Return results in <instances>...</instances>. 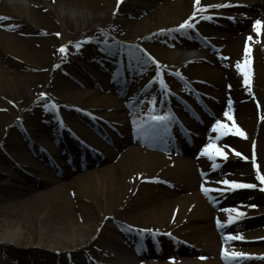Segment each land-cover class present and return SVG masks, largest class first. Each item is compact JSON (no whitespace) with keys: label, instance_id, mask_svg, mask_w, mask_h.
I'll return each mask as SVG.
<instances>
[{"label":"bare ground","instance_id":"1","mask_svg":"<svg viewBox=\"0 0 264 264\" xmlns=\"http://www.w3.org/2000/svg\"><path fill=\"white\" fill-rule=\"evenodd\" d=\"M162 2L163 4L160 6L151 7L154 10H151L150 15L144 16V18L139 17L141 18L139 21L133 20V22H127L128 28L126 38L128 39V43L141 39L154 38L160 29H165L166 31L175 29L177 25L191 15L194 7H198L194 6L193 0H162ZM207 4L230 5L220 7L219 9H208L204 15H212L213 18L211 20L201 19L198 14L193 21L201 20L197 22V26L201 28L200 31L212 40L216 47H222L221 51H218L214 55V59L210 61L214 63L217 62L218 64L222 62L224 66L226 63L228 66L226 67L227 70L221 73L218 69H211L202 63L203 61L197 59L196 56L190 54L185 55L180 48L175 51H169L145 44V49L151 53V56L160 61L164 69H170L173 73L179 72L186 77L188 81L194 84H199L198 82L209 83V85H211L208 87L209 89L206 88L207 86L204 87L203 85H200V87L205 94V99L219 109L217 114L221 112L220 109L223 108L226 100L228 103L231 101L230 108L237 119L235 124L246 133V136H243L246 138L244 143L237 140H235L234 143L237 144L240 151H244L245 155L249 153L248 159L244 161L242 156L227 155L226 158L216 157L215 161H213L206 156H200L202 157L201 163H204L205 169H211L213 166L208 167V164L213 165L214 163L220 164L223 162L220 171L215 173L211 179L223 181L225 178H228L243 183H254L257 185L255 188H246L247 190L245 188L232 189L231 191L234 193H232L231 196H236L235 198L238 197L244 202L245 200L253 199L254 202L261 203V200H264V195L258 191L260 182L256 179V174L257 171H259L261 175H264V121H262V123L257 121L256 112H260L264 109V29H262L261 34L257 36L254 24L248 31H246V25L251 19H260L264 21V0H201V6ZM142 5L144 9H147V4L142 3ZM40 7H45L46 10L39 13L38 9ZM4 10L15 14L18 13L16 15L27 21L36 31L48 35L45 39L54 48L61 47L62 45H67L68 48H70L75 29L83 31L94 23L102 21L100 10L95 7L91 0H0V17H3L2 14ZM50 10L55 13V16L49 13ZM67 11H69V15H66ZM135 16L140 15L136 14ZM46 17L55 20L57 23V30L46 26L48 22ZM229 18H232V20L236 22L234 23L235 25L229 24V22L228 24L223 22L222 29H217L211 25V22H218V24H221L222 21H229ZM203 21H208L209 23ZM8 25H13V23L4 18L0 19V43L5 44L7 48L23 59L27 57L34 59L36 64L34 67H25L26 71L30 70L31 72L24 74V81H20L19 74H13L12 77L15 80L9 78L8 74L4 73L6 77L0 74V94L4 96L3 91H8L15 97V99L10 100L11 103L25 104L28 101H25L26 99L22 96L21 92H19V89L16 88L18 87L19 81L22 83L21 86L30 82L26 84L28 89L31 90L28 94L32 96L31 101L34 99L36 100V97H33L32 91H39V84L44 77L43 73L45 66L49 63L45 54L40 50L32 51L31 56L28 54L25 43L29 40L16 37L13 34L4 33L2 30L6 28L9 29L6 27ZM56 33H60V35L57 36ZM170 33L180 34L175 31H171ZM249 35L254 37L253 41H247ZM246 44H250L251 46V52L248 54L247 59L254 62L253 69L250 73L253 77L251 76L249 78L250 85L244 84V77L240 75L242 73L235 66L238 61L245 62L246 57L244 49ZM51 46L50 48H52ZM72 50L73 48L70 49L68 58H62L56 62V65H59L58 68L64 76H66V68H74L73 66L76 63V56H74L75 53ZM88 53V49L85 48L81 53L88 63L84 71L95 72L96 67H101L104 72L108 71L105 72V74L110 76L112 68L98 64L99 62L89 57ZM128 67H130V65ZM142 68L143 67L137 66L136 69L131 72L132 75L135 74L136 76L144 73L146 74L142 76L135 87L128 84L125 92L127 91L129 99L134 98L138 89L141 87L140 84L142 79L145 81L149 79L150 75L152 76V74L149 73V68L147 70L145 67L143 68L144 71L141 72ZM125 70H128V68L125 67ZM72 72L76 74L74 69ZM128 72L131 74L130 71ZM221 74H225L224 78H226L227 81L221 79ZM240 78L243 79V83ZM97 81H99V77ZM226 82L230 83L231 87L229 89L225 87ZM52 83L48 87L49 94L53 93L55 89L59 90L62 94H66L71 87L70 84L67 85L63 82H60L57 86L55 83ZM95 83L99 87L101 86L99 82ZM103 84H105V81L102 77V86ZM221 86L223 89H221ZM69 92H72L71 89ZM113 98L114 97L111 96L100 95L97 91L91 90L85 93L82 91L73 92L70 96L66 94L63 99H60V102L63 107L71 109V111H77V109L89 111V109H91L97 114V111H106L110 110L111 107H117V103ZM29 104H27L28 107H30ZM139 106L140 109L143 110L144 103H139ZM29 111L32 112L33 108H30ZM98 117L102 119L106 118V116L102 114ZM133 118L137 119L135 116H133ZM107 120H109L110 124L115 125L117 128H123L124 130L125 128L127 129V125L130 123L128 121H123L121 115L117 112L110 114ZM212 120L213 119H210L206 126L201 127L204 133L194 138L193 149L198 150L202 147ZM29 121L34 123L32 119ZM67 121L69 122V120ZM130 121H132V119H130ZM134 122L138 121L133 120V123ZM38 127L39 129L36 128L35 130V128H32V130L34 131V136L40 138L41 133L44 131V126L39 125ZM228 127L231 129L232 123ZM69 128H71V126L62 128V135H68L72 139L73 137L77 138L74 134L75 132L73 133ZM124 130L121 133H124L125 141L112 138L113 143L117 147V149L112 152L108 150H99L97 145L93 144V142L86 141L88 147L90 145L92 146V149L89 150L92 151L98 159L102 158L97 162L93 161L91 164L95 166L98 164L106 165V161H112V164L110 163L109 166L107 165V168H105L103 172H92V175L86 172L76 177L77 173L85 170L84 168H79V172L75 175L70 174L74 179L64 181L63 183H61L60 180H56V183L60 184L53 189L44 190L35 195L28 194L23 190L15 191L14 196L8 200L9 207L18 210L16 211L18 213L27 212L34 220L40 221L43 229L41 232L42 237L39 239L38 243L39 245H46V247L54 250L81 245L83 238L92 231L91 227H79V222H90L97 216V213H93L89 208L88 210L84 209L80 204L75 203L73 199H71L72 196H77L79 199H86L91 206L94 205L95 210L99 213V217L110 218L112 215L121 214V220L128 228L132 226V228L139 230H158L155 234L139 231L136 233L141 237H148L142 240L148 243L150 247L147 253L158 254L160 256V260L157 263L148 262L146 264H220L218 259L219 256H222L219 252L220 242L212 228L213 225L211 227L200 225L188 227V224L208 222L210 219L212 221L214 217L218 215H222V218H224V215L228 216L230 213L226 211L215 212L201 200L198 193L200 189V179L196 176V173L193 174V168H195L194 162L187 158L177 160V162H170L166 159L167 157H163L159 153H152L149 150L139 147H130L128 150L123 151L127 145L126 142L129 141L130 138H138L136 130H131V127L128 128V131ZM232 132H235V129H232ZM176 134L180 135L179 131H177ZM228 134L220 136L222 140L227 143L232 141L231 138L224 137L228 136ZM23 135L26 136L25 133ZM54 135H58L57 132ZM28 140L30 142V146L28 147L25 144H19V142H11V148L20 154L19 159H15V157L13 158V155H11V157L0 158V162L10 165L13 170L15 169L18 172L22 171V165L31 167L36 172H40L39 175H36L39 176V179L34 182H37L41 187L48 186L50 183H53L54 178L48 175L47 168L39 169L36 162L31 159L30 153L37 154V156L44 161L51 159V153L45 150L44 147L37 145L35 141L31 139ZM213 140H217L216 136L213 137ZM76 145L79 146L83 152L89 151L88 149H83L80 144ZM222 149L224 151L226 150L225 148ZM7 155L9 154L7 153ZM83 159L85 160V158ZM86 160L88 159L86 158ZM254 164L256 166H254ZM81 169L82 171H80ZM6 170L5 168V171ZM224 170L232 171L235 176L239 175L238 172L240 170L242 171V177H222L221 172ZM5 171L0 167V177L10 176L12 179L14 178V174H9V172H7L8 175ZM21 173L25 177H29V173L25 171ZM207 173L208 172H204V174ZM150 180L164 181L167 185H165V187L157 184L150 185L148 184ZM217 180H210L208 182V184L210 183V185L213 186H210L212 192H214L215 189H227L229 187L222 183L215 185ZM190 190H195V192L188 194ZM224 192L217 191V193ZM230 201H232L231 198L226 202L229 203ZM226 202L224 204H228ZM263 210L264 206H261V211ZM5 213L8 214V212ZM18 213L15 214L13 212L10 213L9 216L17 217L19 216ZM23 218L26 219V217ZM256 220L264 222V215L257 216ZM23 222L25 224L22 225L17 223L9 225L6 222L1 230V240L20 245L23 244L24 241H27L29 237H26L27 235L24 234L26 231L24 225H26L27 222ZM251 224L253 223L247 222L244 226L247 227ZM36 233L34 229L29 232L30 235H36ZM134 234H132L133 237L135 236ZM245 234L248 238L260 236L256 234L253 235L254 233L247 235V232H244V235ZM244 235H242V237H244ZM169 236L174 237L176 241H184L186 247L180 244L177 250L178 253H168V251L163 248L167 247V240L173 241L168 239ZM228 242H232V239ZM160 243L164 247H161ZM251 243L252 242L248 244ZM260 244L264 245V243ZM193 251L206 252L209 258H207L204 263H200L198 260L189 261L185 257ZM232 252H239V250L238 248H233ZM121 254L124 260L128 261H124V264H134L132 261H134L135 258L129 255L127 251L121 250ZM177 254L179 258L184 257V259L178 260L177 257V259L170 262L165 260L173 255L176 257ZM232 259L236 262L251 264V262H247L248 259L243 257H233Z\"/></svg>","mask_w":264,"mask_h":264},{"label":"rangeland","instance_id":"2","mask_svg":"<svg viewBox=\"0 0 264 264\" xmlns=\"http://www.w3.org/2000/svg\"><path fill=\"white\" fill-rule=\"evenodd\" d=\"M91 1H93L95 7L100 10L102 21H99V23H94L88 29L83 31L75 29L73 33L74 37L72 39V44L68 49L69 54L60 53V47H52L51 44L45 39L48 35L36 31L34 27L27 21H25L23 18L18 17L16 15L18 13L15 14L4 10L2 14L5 20L10 21L15 26L13 28L3 29L2 31L7 34H13L19 38L29 40L25 43V48L28 50V54H30L31 56L32 51L40 50L43 54H45V57L47 58L49 64L45 66V70L43 73L44 77L39 84V91H32L33 97H36V100L34 99L31 101L32 96H30L31 94H28L29 92H31V90L26 86V84L30 82H27L23 84L24 86H21L22 83L20 81L25 80L24 74L31 72L30 70L26 71L25 67H34L36 62L34 61V59L29 57L23 59L22 57L11 51L9 48H7L5 44L0 43V74L4 77H6L4 73L8 74L9 78L11 79L13 78V74H19L20 81L18 83V87L16 88L19 89V92H21L22 96L26 99L25 101H28L30 103L29 104L28 102H26L25 104H13L10 102V100L15 99L13 94L9 93L8 91H3L4 96L0 94V158L11 157V155H13V158L15 157V159H19L20 154L18 152H15V150L11 148V142H19V144H25L28 147L30 146V142L28 139H31L35 141L37 145L44 147L45 150L51 153V159L48 161L42 160L35 153H30V155L32 157L31 159L36 162L39 169H48V175L52 176L54 178V181L48 186L41 187L37 184V182H34L39 179V176L36 175H39L40 172L38 173V171L36 172L31 167H25L24 165H22V171L29 173V177H31L29 178L22 175V171L18 172L15 169L13 170L10 165L0 162V167H2L4 171L5 168L7 169L5 171L6 173L9 172V174H14L13 179L10 176L0 177V235L2 233V227L6 222L9 225H12L13 223L22 225L25 224L23 221H26L27 224L24 225L26 231L24 232V234L27 235L26 237H29L30 239H27V241H24L23 244L20 245L13 242H5L0 238V264H124V261L126 262L127 260H124V258L122 257L121 250L127 251L129 255H132V257L135 258L134 261H132L134 264H146L148 262L157 263L158 260H160V258H155V255L151 253L149 254V257H147V259L142 260V254L140 253L141 250L133 245L135 243L133 242L132 234L135 233V236H139L138 234H136L137 231H130L129 228L125 226V224L121 220V214L112 215L110 218L99 217V213L95 210V206H91L90 203L84 198L82 200L77 196L71 197V199H73L75 203L80 204L84 209L88 210L89 208L93 213H97V216L90 222H79V227H91L92 231L89 235L83 238V242L81 245L72 248L67 247L60 250H54L52 248L46 247V245H39V239L42 237V223H40V221L38 220H34L32 217H30L29 214H27V212L18 213L16 212L18 210H14L13 208L9 207L8 200L9 198H12L14 196L15 191L23 190L28 194L35 195L38 192L53 189L59 186L60 183H56L58 180L63 183L64 181L74 179V177H72L71 175H75L77 172H79L78 163L85 162L87 166L84 171L80 170L82 172L77 173L76 177L80 176L81 173L86 172L90 175H92V172H103L104 169L107 168V165L109 166L110 163L112 164V161L110 160L108 162L106 161L108 164L105 162L106 165L98 164L97 166H95L94 164H91L93 163V161L97 162L102 158L97 159L98 157H96L93 152H90V150L89 153L85 154L81 152L80 149H77L78 146L73 143L74 141L72 140V138H70L68 135H62V128L71 126V128L69 129H71L73 133L75 132L74 134L77 136V138L75 137L73 139L78 140L79 143L81 142L80 145L87 147V142H93V144L97 145L99 150H108L112 152L117 149L116 145L112 141V138H114L115 140L125 141V137L124 133H121L124 130L123 128H117L115 125L110 124L109 120H107V117L110 114L117 112L121 115L123 121L130 122V124L127 125V129L125 128L126 131H128L129 127H131L132 129V127L136 125L135 123H133V120L137 119H134L133 116L138 117L141 114L139 109L140 106L138 105L140 100L145 103L143 110L148 107L153 111L151 112L152 115L163 116L165 114H170V109H166L164 107L160 108V101L157 100V90L162 91L161 88L158 89L153 87V90L149 88L147 90L144 89L141 91V93L137 94L136 98H134L133 101H129L127 91L125 93L120 91V86H118L119 82L115 83V85L111 84L110 79H108L110 77H108V75H106L101 68L96 67L95 72L84 71V69L87 68L88 63L81 55L82 50H84L85 48L89 51V57L96 59L99 62L98 64L111 65L109 62H113L112 65L115 66L117 59V49H120L121 51L123 50L128 53L132 52L134 49L135 55H131L130 58H133L135 63L130 68V70L135 69L137 66L143 68L146 67L147 70L149 68V73L153 76L155 72V64H153L151 61H149L147 64L144 63V61L147 60V56L144 54V51H142V49L146 50L145 44L161 49L175 51L179 47L178 44L185 43V41L177 40L169 33L158 32L153 39H141L135 42L129 41L130 43H128L126 32L128 28L127 24L129 22H133V20L139 21L141 20V18H144V16L150 15L151 10H154L152 9L154 8L153 6L162 5V0H125L120 6L116 5V0ZM142 3L148 5L147 9L143 8ZM38 10L39 13H42V11L46 10V8L40 7ZM49 13L55 16V13L52 10H50ZM136 14H139L140 16H135ZM66 15H69V11H67ZM46 20L48 21L46 26L51 29L57 30V23L54 19L52 20L50 17H46ZM255 20L256 19L250 20V22L246 25V31L252 28ZM82 41L88 42H83L81 47L77 49L75 47V43L73 42ZM50 46L52 48H50ZM105 47H109L110 50L108 52H105L103 50ZM72 48V51L75 53L74 56L78 58L75 57L76 63L73 66L74 68H66V76H64L61 70L56 67V62H58V60L62 58H68L70 55V49ZM181 51H183L185 55L190 52L193 54H198L200 52L201 54H203V56L207 55V51L205 50H191V48L185 49L184 47L182 48V45ZM147 53L151 54L149 51H147ZM137 56L139 57V59L136 58ZM205 63L204 64L211 69H218L219 71H221V73L225 71L224 67H220L216 64H211L209 60H207ZM73 69L76 71V74L72 72ZM116 70L117 69L115 68V71ZM144 74L130 77L131 82L133 81V87H135L137 82L142 78ZM164 75L167 79L165 81L169 86L170 97L175 101L173 102L175 107L177 105V102L180 103V98L178 97H182L190 101L189 99L192 100L198 96L197 92H195L196 94L191 92V87L183 76L179 77L167 70L164 71ZM222 75L223 74H221V79L226 80V78H224L225 74L223 76ZM98 77L99 81H97ZM102 77L105 81L106 86L108 87L107 90L101 89L95 83L99 82L102 85ZM150 80L151 78L148 80V83L150 82ZM52 82L55 83L56 86L60 82H63L67 85L70 84L71 87L68 88L69 90L71 89L72 92H69L68 90V92L66 93L68 94V96L72 95L73 92L82 91L83 93H85L92 90L97 91L100 95L103 96L105 95L114 97L113 99H115L117 107H111L110 110L106 111H97V114L94 110H91L89 108V111H81L78 109L77 111H71V109L63 107L60 102V99H63L66 94H62L59 92V90L56 89L53 93H51L52 95L49 94L48 87ZM144 82L145 81L142 79V83ZM222 86L221 89H223L224 87ZM206 88L209 89L208 87ZM41 93H46L47 96L43 97L40 95ZM53 102L58 105V109L55 112L51 109V107L47 109L44 107L45 104L51 105ZM27 104H29L30 107H28ZM180 106H182V104H180ZM175 107H173L172 110L173 112H175V114H177L179 118H181L180 120L185 122L193 132L199 134L200 129L198 128V121L200 120L192 119L188 110L185 111L184 115L183 113L177 111ZM30 108H33L32 112L29 111ZM224 111L226 112V109L222 108L221 114H218L215 118H213L211 126L215 123L216 119H220L226 122V117L223 115ZM100 114L105 115L106 118H99L98 116H100ZM143 117L144 115H141V118ZM31 119L34 120V123H32V121H29ZM130 119H132V122L130 121ZM67 120H69V122ZM39 125L44 126V131L41 133L40 138L35 137L34 131L32 130V128H35V130L36 128L39 129ZM173 125H175V123H173ZM209 131L207 132V134L213 137L214 135L210 134ZM56 132L60 136L54 135L56 134ZM22 133H25L26 136H24ZM232 138L234 140H237L234 136ZM126 143L127 145L123 149V151L128 150L130 147H139L142 149H146L145 147H143V145L139 144L136 139L129 140ZM216 143L217 147L225 145L224 142L218 143L217 141L214 144ZM206 144L208 143L204 142L202 144V147H204ZM228 144H230V146L234 148L236 146V144H234L232 141ZM231 147L228 148L232 151L233 148ZM167 151L169 150H166V152ZM78 152H81L79 156L76 155ZM174 152L177 151L174 150ZM225 152L230 155L229 150H226ZM235 152L237 151L235 150ZM7 153L10 156L7 155ZM186 156L188 158L190 157V159L192 158L194 164L198 158L196 152H194V154H191L190 156L188 153H186ZM83 158H85V160ZM86 158L88 160H86ZM166 159L170 162H177L174 161L175 159L170 160V157L169 159ZM228 172L230 171L227 170L223 173H226V175L229 177H237L232 173L228 174ZM195 173L196 176H198L197 170L193 168V174ZM152 184L154 183H151L150 185ZM155 184L165 187L164 183L157 182ZM194 192L195 190H190L188 191V194H192ZM198 193L201 200L205 201L206 205H209L206 199H203L204 197L202 196V194L200 192ZM237 200V202H241L239 199ZM253 204H255V207L264 206V200H261V203H257L255 201ZM221 210H224V207L221 208ZM253 211L256 210L253 209ZM5 212H8V214H6ZM13 212L15 214L18 213L19 216H9V214ZM256 213L257 212H254L253 214ZM23 217H26V219H24ZM188 225V227H192L194 225L211 227L213 225V221H211L210 219L208 222H201L198 224L191 223ZM33 229L37 232L36 235L29 234V232L31 230L33 231ZM235 231L234 235L231 236L242 235V233L246 231L247 235H251L252 233H254L253 235L256 234L260 236H253L250 238L246 236L245 239L259 240L261 236L264 235V222L258 221L250 228H235ZM222 242L223 240L221 238L220 243ZM253 243V245H248V243L244 244L243 242H234L232 243V245L238 247L239 249L246 248V250L250 251H257L259 253L264 252V245L260 244H263V242L253 241ZM170 250L173 249H171L169 246L168 251ZM206 255V252L193 251L187 254L185 258H187L189 261H196L197 259L201 260L199 256L202 257ZM182 258L184 259V257ZM182 258L178 257V260ZM168 261L169 260H167V262ZM198 262L204 263L206 262V260H201Z\"/></svg>","mask_w":264,"mask_h":264},{"label":"snow or ice","instance_id":"3","mask_svg":"<svg viewBox=\"0 0 264 264\" xmlns=\"http://www.w3.org/2000/svg\"><path fill=\"white\" fill-rule=\"evenodd\" d=\"M118 3H119V0H118ZM193 3H194V6H198V7H194V10L192 11L191 15L188 16L185 20H183L182 23H180L179 25H177L175 27V29L173 30H167L169 32L171 31H175L177 33H180L182 35H188L189 32L188 30L192 29V30H195V23L193 22L194 21V18L199 14L200 15V18L201 19H208V20H211L213 17L212 15H207L205 16L204 13L208 10V9H219L220 7H224V6H230V5H222V4H207V5H203L201 6V0H193ZM0 19H3V17H0ZM8 28H13L15 27L14 25H8L6 26ZM254 28H255V32L257 33V36H259L262 32V29H264V21H261L260 19H256L254 21ZM159 32L163 33L165 32L166 30L165 29H160L158 30ZM57 36L60 35V33H56ZM254 40V37L252 35H249L247 37V41H253ZM83 42H88V41H82V42H73L75 43V47L78 49L81 47V43ZM105 52H108L110 50L109 47H105L103 49ZM144 51V54L147 56V60L144 61L145 64H147L149 61H151L153 64H155V75H153L151 77V80H150V84L151 83H158L159 84V87L161 88L162 92H164L165 94H170L169 92V86L168 84L166 83L165 79L163 78L162 76V73H161V69L162 67H164L163 65H161L160 61L156 60L155 57L151 56V54L147 53L146 50H143ZM59 52L60 53H63V54H69L68 53V46L67 45H62L60 48H59ZM244 52H245V57H246V60L245 62H237L236 63V67L237 69H239V71L242 73L243 77H244V84L245 85H250V73H251V68H250V60L247 59L248 57V54L251 52V46L250 44H246L245 46V49H244ZM129 55H135V50L133 49L132 52L129 53ZM137 59H139V57L137 56L136 57ZM56 67H59V65H56ZM144 69L142 68L141 69V72H143ZM175 75L177 76H180L181 74L179 72L175 73ZM183 78V77H181ZM229 87H231L229 85ZM41 96L43 97H46L47 94L46 93H41L40 94ZM44 107L47 109L49 107H51V109L55 112L57 109H58V105L53 102L51 105L49 104H45ZM229 107H231V101H229ZM149 115V120L152 121V122H162V121H168L170 120V114H165L163 116H160V115H152L151 113L148 114ZM223 115L225 117H227L228 120H232L233 123H232V128L230 129L228 127V125L226 124V122L220 120V119H216L215 120V123L212 125V128L214 129V131L216 133H218L219 135L216 137V139H219L220 136H223V135H227L229 131H232V129H235V135L237 136H246V133L239 128L238 125L235 124V121L232 117V115L230 114V112H224ZM264 118V117H262ZM136 123V126H137V129L139 130L140 129V124L138 122H134ZM233 152H235V149L232 150ZM202 155L208 157L210 160H213L215 161L216 157H227V153L224 152V150L220 147H217L215 144H206L202 150ZM235 155L237 156H241L242 154L239 153V152H235ZM244 159H248V157H243ZM214 167H219L218 164H213ZM254 166H256L254 164ZM256 179L259 180L260 184L262 186H264V175H261L259 173V171H257V174H256ZM220 183L224 184V185H227L229 186L227 189L225 188H220V189H215L216 191L218 192H224V191H227V190H232V189H239V188H255L257 187L256 184L254 183H243V182H238L236 180H223V181H220ZM203 187V191L205 193H208L210 191V189L208 187ZM250 207H254V205H250ZM225 211H228L230 213L229 217H228V222H231V221H234L236 219H238L240 216L244 215L243 212L239 211L238 209L236 208H229V209H225ZM217 224L218 226H223L221 225V222L219 219H217ZM129 230L130 231H139V232H147L149 234H155L156 232H158V230H153V229H144V230H139V229H134L132 228V226H129ZM170 235V234H169ZM233 238H238V239H243V237H233ZM224 255L226 258H229V257H243V258H247V257H250L254 254H249V253H242V252H228L226 249L224 251Z\"/></svg>","mask_w":264,"mask_h":264}]
</instances>
